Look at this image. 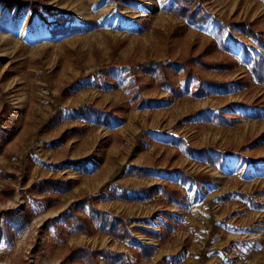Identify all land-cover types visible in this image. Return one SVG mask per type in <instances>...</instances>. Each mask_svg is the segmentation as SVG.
I'll use <instances>...</instances> for the list:
<instances>
[{"label":"rangeland","instance_id":"rangeland-1","mask_svg":"<svg viewBox=\"0 0 264 264\" xmlns=\"http://www.w3.org/2000/svg\"><path fill=\"white\" fill-rule=\"evenodd\" d=\"M173 6L175 0H0V264H64L66 254L76 246L109 249L130 257L134 254L137 259L134 247L139 243L133 239L121 241L100 231L70 234L64 245L54 238L63 213L75 201L99 192L110 197L115 183L132 188L171 184L189 195L187 203L172 206L178 216L177 232L154 257L143 258L140 264H206L205 252L224 247L190 216L197 190L193 192L175 168L194 174L209 169L202 156L188 153L189 144L195 149L239 151L235 135L239 137L248 128L236 125L234 130L226 129L205 123L201 115L192 121L187 117L202 109L210 115H238L235 111L246 106L245 101L250 105L255 90L232 88L228 93L242 92H215L205 97L191 94L200 78L248 79L250 61L243 57L241 66L224 70L229 72L197 62L189 64L192 74L179 65L167 68L175 87L187 93L181 97H174L166 86L162 89L159 78L141 71L138 65L196 57L210 38L224 35L235 53L246 46L252 55L264 54L257 40L234 25L248 21L264 34V0H195L196 8L208 18L200 23L168 12ZM51 7L69 13L74 21H94L95 26L52 37V17L46 13ZM219 30H223L220 35ZM227 56L225 50L215 48L203 59L216 62ZM109 68H113L111 73ZM136 91L152 101L143 102L141 96L133 99ZM257 100L264 103V97L259 96L253 105ZM85 104L117 107L118 118L109 126H99L95 119H74V110ZM234 121L232 125L239 120ZM75 127L81 131L71 134ZM257 139L249 136L245 145ZM85 158L84 163H71ZM129 167L147 169L149 175L131 177ZM50 177L79 182L59 195L51 207L40 192L31 190L35 183ZM3 189L13 192L7 195ZM152 202L112 199L95 201V205L125 216L133 232L147 242L150 240L135 228L146 225L148 219L152 226L157 224L164 202ZM17 210L26 211L29 221L12 225L5 235L2 224L5 220L10 223L6 213ZM81 214L90 216L88 211ZM240 219L235 217L233 223ZM18 220L23 221L24 216ZM221 223L231 222L222 218ZM237 239L226 243L230 257L226 264H264V255L239 263L235 257L242 245ZM101 264H105L103 259Z\"/></svg>","mask_w":264,"mask_h":264},{"label":"trees","instance_id":"trees-1","mask_svg":"<svg viewBox=\"0 0 264 264\" xmlns=\"http://www.w3.org/2000/svg\"><path fill=\"white\" fill-rule=\"evenodd\" d=\"M21 3L22 0H19ZM176 6L168 9V12L177 15L184 19H189L193 23L206 22L207 17L203 14L202 10L196 8L195 0H175ZM88 23H95L91 20H86ZM234 25L238 29L245 33L250 38L257 40L264 47V34L262 31H258L253 27V24L248 21L234 22ZM220 44H223L216 36L210 38L202 52L193 58H183L175 61H150L139 63V69L148 74H155L159 78V85L162 87L167 86L174 97L184 96L185 91L177 89L173 84L169 74L167 73V68H174L177 65L184 69L188 74H192V70L189 69V64L193 62L199 63L205 68H218L222 70L234 69L239 65V61L233 56H227L222 60L213 62L203 59L204 54L210 52L211 50L218 48ZM245 54L249 58L250 72L252 74V79L260 84H264V54L257 53L251 55L249 49L245 46ZM251 85L249 79H238L235 81L217 80L200 78L198 87L191 93L194 97H205L214 94L215 92L228 93L232 88L243 89ZM140 92L136 91L133 95V99L140 97ZM143 102H151L152 100L142 97ZM255 106L264 108V103L257 100ZM117 107L111 109H102L94 104H85L74 110L72 117L74 119H84V120H96L99 126H109L112 124L113 120H116ZM206 110L202 109L196 113L190 114L187 118L192 119L196 115H203L206 122L215 124L219 127H224L233 124L234 121L229 116L214 114H208ZM81 131L80 127H75L70 130L71 134L79 133ZM189 149L195 150L198 155L206 157L209 162H213L214 159L208 156V148L195 149L189 147ZM209 149H216L211 147ZM88 160L78 159L71 161L72 164L76 165L84 163ZM183 181H189L196 185H200L203 182H211L212 177L205 173L194 174L186 171L182 168H175ZM77 181L72 179H62L57 177H50L43 179L35 183L31 190L38 191L42 194L43 199L47 202L48 206H54L58 201V196L70 192ZM117 188V186H116ZM113 189L112 196L107 197L105 193H99L94 195H87L75 201L73 207L69 211L63 213V221L56 228L54 238L58 245H64L67 241V236L70 234H88L93 235L97 231L105 233L107 235L113 236L118 240L127 241L133 239V230L128 223V219L123 215H118L116 213L107 211L105 209L99 208L95 205V201L104 199L118 198L121 200H128L127 192L128 190H134L136 192H143L147 200L154 201L152 198L155 194L161 195V201L164 202L165 208L162 212V216L158 217L157 220L160 223L161 231L157 233L151 229L144 227H136L135 230L141 231L144 234L152 238L160 240V245L164 244L171 234L173 233V218L174 215L170 211L169 206L175 202H180L184 198L183 191L171 184H155L149 187L143 188H132L125 186H118V188H124L125 191L122 194L115 196L117 194V189ZM13 190V189H12ZM8 191V189H3L7 195H11L13 191ZM136 198H140L137 196ZM88 211L90 216H83L81 212ZM24 216L23 221H19L18 218ZM7 220L2 224V230L5 235L8 233V229L16 224H25L29 221V216L26 211H8L6 213ZM137 221V220H136ZM156 250L154 245L141 244L139 250L136 254L137 259H134L123 252H117L109 249H92L85 246L72 247L63 259L64 264H101L103 259L105 264H140L143 258H149L153 256Z\"/></svg>","mask_w":264,"mask_h":264},{"label":"crops","instance_id":"crops-1","mask_svg":"<svg viewBox=\"0 0 264 264\" xmlns=\"http://www.w3.org/2000/svg\"><path fill=\"white\" fill-rule=\"evenodd\" d=\"M17 5L18 7H21L19 4ZM46 13L52 17L51 23H49L51 25L50 36L52 37L63 36L71 31L76 32L88 30L89 25H93V27L95 26V24L88 23L84 19L74 21L69 13L58 11V9L56 10L52 7L47 9ZM222 32L223 30H219L218 34L220 35ZM219 40H221L223 44H220L218 48L225 50L229 53V56L235 57L239 61L240 66L243 57L249 60L245 54V46H243V50H239V53H235L232 43H230L225 35ZM112 69L110 70L109 68L108 73H111L113 71ZM222 72L229 71L222 70ZM247 73V75L250 76L247 78L250 80L251 85L245 87V89L256 91L252 98V103L249 105V103L245 101L244 103L246 106L235 111L238 115H232V112H228V114L225 115L233 120H239L235 125L231 124V126H225L226 129L233 127L232 130H234L236 125L244 127L245 130L248 128L244 134H239V137L238 135H235V142L240 146L239 151H233L231 149L225 151H223V149H208V156L212 157L214 161L209 162L206 157H202L206 160L207 165H209V169L205 174L210 175L212 181L209 183L203 182L200 185L189 182V184L192 185L191 189L193 192H196L195 190H197V199L190 209V216L193 217L194 222L201 224L202 227H206L207 236H211V239L215 241V243L222 242L224 245L223 248L205 252V256L208 259L205 262L206 264L229 263L230 257L227 256L229 252L225 246L228 241L235 238H238L236 241L240 242L242 245V249L239 251L240 255H234L236 256L235 258L239 260V263H242L243 261L248 262L264 255V108L253 105V102L257 97H264V84H260L253 80L251 72ZM162 89L167 88L163 87ZM240 91L242 92V90H235L234 92ZM234 92L231 91L228 95H231ZM246 114L249 115L245 116ZM201 116L204 119L203 115ZM249 136H254L255 138L258 137L257 142L245 145V140ZM188 146L193 148L190 144ZM189 150V154L193 155L197 153L195 150ZM128 174L131 177L137 178L147 177L149 172L147 169H141L140 167H129ZM115 184L117 186V194H122L125 191L124 188H118V186L130 187V185L123 183ZM119 191H122V193H118ZM183 193L184 198L180 202H175L169 206L170 211L174 215L173 233L171 234V237L177 232L175 219L178 217L172 210V206L178 207L188 202L189 195L184 191ZM127 196L129 198L128 200H121L118 198L113 199H118L124 202L153 203L151 200L145 198L143 192L128 190ZM137 196L140 198H136ZM152 198L160 200L161 195L155 194ZM111 200L112 199L99 200L98 203ZM161 205L162 211L164 210V204L162 203ZM157 216L161 217L162 215ZM235 217L241 218L240 221L237 220L233 223ZM199 218L203 219V221L199 220ZM222 218H227L231 223H228L227 225L221 223ZM156 223L157 224L154 227L152 226V220L148 219L145 223L146 225L142 227L160 233V223L158 220ZM221 232H223V234H221ZM135 233L136 232L134 231L133 240H136L137 243H139L134 247L135 250H139L141 244L154 245L157 247L154 254L156 255L158 249L161 248L160 240L140 232L142 236L144 235L150 240L146 242ZM130 240L132 239H129V241ZM203 247H205V245ZM154 255L152 257H154ZM131 257L135 259L134 254H132ZM216 259L219 263L215 262ZM145 260L147 259H144L143 261Z\"/></svg>","mask_w":264,"mask_h":264}]
</instances>
